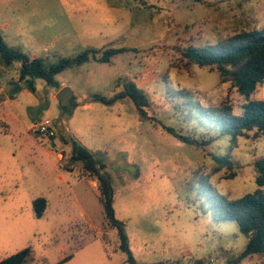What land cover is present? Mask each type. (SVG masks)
Segmentation results:
<instances>
[{
	"label": "rangeland",
	"instance_id": "rangeland-1",
	"mask_svg": "<svg viewBox=\"0 0 264 264\" xmlns=\"http://www.w3.org/2000/svg\"><path fill=\"white\" fill-rule=\"evenodd\" d=\"M4 24L18 49L48 63L88 48L126 51L111 62L69 67L55 76L56 85L36 78L35 90L19 78L18 62L8 65L0 57V261L29 247L23 264H55L72 253L67 264H127L107 222L98 178L72 160L74 142L106 165L115 215L137 261L194 264L212 257L209 264H228L232 252L243 250L247 237L236 222L213 219L199 179L208 176L230 198L254 190L264 137L241 136L233 150L229 136L194 147L164 125L198 139L203 131L174 109L171 89L191 91L204 106L227 101L240 110L244 98L220 82L218 69L186 65L181 51L263 27L264 0H0ZM62 81L72 89V107L56 97ZM131 81L149 97L148 118L128 96L111 104L94 99L110 98ZM45 117L53 136L36 130ZM224 156L232 166L222 165ZM57 158L62 171L72 173L65 181L52 170ZM38 197L48 200L41 217L33 206ZM97 253L95 260L88 257ZM238 264H264V257Z\"/></svg>",
	"mask_w": 264,
	"mask_h": 264
},
{
	"label": "trees",
	"instance_id": "trees-1",
	"mask_svg": "<svg viewBox=\"0 0 264 264\" xmlns=\"http://www.w3.org/2000/svg\"><path fill=\"white\" fill-rule=\"evenodd\" d=\"M124 51H126L125 48H88L74 56L61 57L56 62L48 63L42 56L31 58L26 52L9 46L0 33V57L8 65L19 62V78L29 82L33 90H35L36 78L44 79L48 85H56L55 76L65 69L90 61L111 62L113 56ZM181 54L187 59L186 65L216 67L220 82H229L244 101L239 111H236L233 103L227 101L220 105L204 106L193 99L191 91L171 89L168 92H171V97L174 98V109L184 113L186 121L194 124L197 130L203 131L198 139L193 135L180 133L173 126L164 125V129L177 139L194 147L208 145L222 136H229L231 150L238 146V139L241 136L256 141L262 139L264 137V100L257 99L254 95L264 83V26L242 29L213 43L189 44L181 51ZM127 96L132 99L140 116L148 118L145 108L150 104L149 97L145 90L134 81L129 82L122 91L110 98L95 95L94 99L111 104ZM197 130L194 129V132ZM73 145L72 160L81 161L84 172L90 177L96 176L100 182V196L107 222L118 233L119 247L127 255V264H185L182 261L145 263L136 260L130 248L125 224L115 215V193L104 172L106 165L83 144L74 142ZM219 161L223 166H232L234 163L228 156L219 158ZM254 169L257 187L239 198H230L221 193L208 180V176H201L199 179L200 186L204 190L202 196L209 204L213 219L236 222L241 233L247 237L243 250L239 253L232 252L233 260L228 261V264H238L244 258H251L254 255L264 257V155L254 161ZM234 175L235 173H232V176ZM33 206L37 216L41 217L47 207V199L38 197L34 200ZM222 253L227 251L224 250ZM30 255V248H24L6 257L0 261V264H23ZM68 258L69 256L56 264H62ZM211 260H213L212 257L200 258L195 260L194 264H209Z\"/></svg>",
	"mask_w": 264,
	"mask_h": 264
},
{
	"label": "crops",
	"instance_id": "crops-1",
	"mask_svg": "<svg viewBox=\"0 0 264 264\" xmlns=\"http://www.w3.org/2000/svg\"><path fill=\"white\" fill-rule=\"evenodd\" d=\"M7 28H8V24H4V25H0V33L4 36V39L5 41L7 42V44L9 46H12V47H15L17 48V44L16 42H11L12 41V36L9 34V32L7 31ZM31 58H34V57H37V56H41L39 53H27ZM18 65H20V63L18 62ZM138 84V82H136ZM61 85H62V88L65 87V86H68L70 87L65 81H62L61 82ZM139 85V84H138ZM255 98L257 99H263L264 100V83L263 85L258 89V91L255 93L254 95ZM264 155V154H263ZM53 162V166H52V170L56 171L58 173V178L61 180V181H65L66 180V173H71V171H66V173H64L62 171V168L60 165L57 164V162H59V159L57 158L56 161H53L51 160L50 161V164H52ZM72 174V173H71ZM47 206H48V200H47ZM101 234V229H99L98 231V235L97 237H100L99 235ZM104 255L107 256V252H102ZM94 255V256H93ZM93 255H89L88 257L90 259H94L95 260V257H99V254L97 253L96 255L93 254ZM69 256L68 259H66L62 264H67L69 263L73 258H74V254H69V255H66L64 256L62 259H64L65 257ZM61 259V260H62ZM59 262V261H58ZM57 263V262H56ZM55 263V264H56ZM104 264V263H102Z\"/></svg>",
	"mask_w": 264,
	"mask_h": 264
},
{
	"label": "water",
	"instance_id": "water-1",
	"mask_svg": "<svg viewBox=\"0 0 264 264\" xmlns=\"http://www.w3.org/2000/svg\"><path fill=\"white\" fill-rule=\"evenodd\" d=\"M57 99L60 101V104L64 107H72L71 99L73 97L72 89L68 86H65L59 90L56 95Z\"/></svg>",
	"mask_w": 264,
	"mask_h": 264
},
{
	"label": "built area",
	"instance_id": "built-area-1",
	"mask_svg": "<svg viewBox=\"0 0 264 264\" xmlns=\"http://www.w3.org/2000/svg\"><path fill=\"white\" fill-rule=\"evenodd\" d=\"M36 130L41 134L53 136L54 130L52 127V120L48 117H45L38 123Z\"/></svg>",
	"mask_w": 264,
	"mask_h": 264
}]
</instances>
